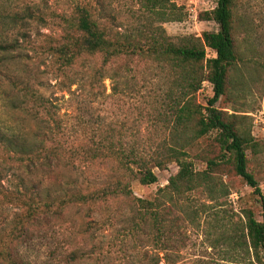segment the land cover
Returning <instances> with one entry per match:
<instances>
[{"label":"trees","instance_id":"16d2710c","mask_svg":"<svg viewBox=\"0 0 264 264\" xmlns=\"http://www.w3.org/2000/svg\"><path fill=\"white\" fill-rule=\"evenodd\" d=\"M59 1L0 0V66H9L17 54L33 50L36 55L51 58L59 90L70 91L72 86L88 81L90 92H94L106 78H112L111 65L118 59L153 60L169 67L173 74L163 97V109L158 112L170 125L166 139L153 150L136 144H115L112 129L78 130L90 121L79 116V128L69 124L73 115L61 113L54 100L57 97L44 96L30 80L13 79L18 91L11 102L30 117V123L24 124L21 119L14 125L0 123V150L16 163L14 190L7 194L0 191V195L9 196L18 209L10 222V241L0 247V264H29L17 254V247L25 242L31 227L60 216L69 207L124 201L136 205L144 216L154 212L156 201L135 197L130 181L157 183L156 169L164 170L171 163L177 164L178 172L161 189L171 201L173 195L211 184L217 187L213 174L220 171L233 172L253 188L262 205L261 219L246 210L243 236H233L232 241L260 260L264 253V193L249 170L248 156V150L255 153L260 144L238 115L216 105L235 76L248 71L258 82L264 77L260 56L239 51L234 0H214L215 6L200 15L215 21L218 31L182 37L177 42L171 41L164 27L153 25L155 18L162 23L186 18L171 0H68V8L57 11ZM116 1L133 3L125 19L114 6ZM51 26L60 30L58 38H32L38 28ZM207 49L215 56L209 57ZM97 57L100 63H95ZM114 75H120V71ZM204 82L213 87V96L205 107L196 100ZM211 133L218 152L206 158L205 170L198 171L189 160V148ZM98 160L116 162L119 175L101 185L77 177L79 165ZM84 256L73 251L66 263H75Z\"/></svg>","mask_w":264,"mask_h":264},{"label":"rangeland","instance_id":"374dc122","mask_svg":"<svg viewBox=\"0 0 264 264\" xmlns=\"http://www.w3.org/2000/svg\"><path fill=\"white\" fill-rule=\"evenodd\" d=\"M171 2L181 7L186 18L165 23L158 18L153 20L154 27H164L171 41L219 30L215 21L200 17L215 6L214 0ZM132 4L116 1L114 6L125 19ZM68 5V0H60L56 10L67 9ZM234 11L239 51L247 56L259 55L264 62V0H234ZM37 35L56 39L60 30L54 26L38 28L32 38ZM21 53L9 66H0L1 124L14 125L18 119L24 124L30 123V117L11 102L18 91L13 79L19 78L30 80L44 96L57 97L54 100L61 113L67 111L73 115L69 124L79 128V116L90 121L80 131L89 132L98 127L112 129L115 131L113 143L136 144L152 150L166 139L165 131L170 124L158 112L163 109V97L173 79L169 67L145 58L139 61L121 58L111 65L112 78H106L94 92H90L88 81L72 86L70 91H61L55 85L54 66L49 56H38L28 49ZM207 53L209 57L215 56L211 49ZM100 62L97 57L95 63ZM115 71H120V75H114ZM248 73L244 71L243 76L230 79L229 90L216 105L238 115L241 124L250 128L253 138L259 142L255 153L248 150L249 170L264 193V77L258 82ZM212 96V85L204 82L196 100L205 107ZM214 137L211 133L189 148V160L196 170H205L206 158L218 152ZM15 165L0 150V191L6 194L14 190ZM119 169L116 162L98 160L79 165L77 177L101 185L118 176ZM177 172V164L171 163L164 170L156 169L157 183L143 185L137 180L130 181L135 197L156 201L154 212L144 216V211L124 201L97 207L72 206L60 216L32 226L25 242L17 247V254L29 264H67V257L73 251L85 256L71 264H264V253L256 260L252 251L248 255L245 247L242 249L232 241L233 236H243L246 210H252L261 219L262 205L253 188L233 172L220 171L213 174L217 187L211 184L208 188L173 195L171 201L161 189ZM2 195L0 247L4 248V242L10 241V222L18 209L9 196ZM243 257H246L244 261Z\"/></svg>","mask_w":264,"mask_h":264}]
</instances>
